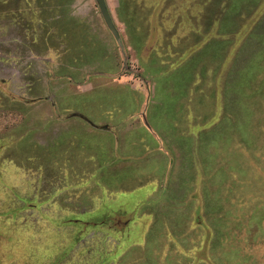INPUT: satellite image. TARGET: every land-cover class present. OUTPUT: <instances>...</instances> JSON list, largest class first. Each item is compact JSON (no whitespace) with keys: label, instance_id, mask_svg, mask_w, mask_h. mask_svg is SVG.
I'll return each instance as SVG.
<instances>
[{"label":"rangeland","instance_id":"obj_1","mask_svg":"<svg viewBox=\"0 0 264 264\" xmlns=\"http://www.w3.org/2000/svg\"><path fill=\"white\" fill-rule=\"evenodd\" d=\"M13 1L11 14L0 18L1 46V28L10 23L8 36L64 38L67 15L113 37L95 0ZM106 1L126 50L124 72L142 80L147 61L157 63L158 76L165 63L167 70L189 61L201 68L203 80L200 71L195 77L205 99L198 116L187 117L190 132L204 137L196 176L180 167L161 200L149 197L157 184L148 181L103 189L84 214L57 207L45 213L36 193L45 198L54 191L37 181L35 166L43 162L50 179L52 154L37 151L34 135L22 146L14 141L12 149H0V264H264V0ZM6 113L0 107V136L15 123ZM10 158L23 165L15 168Z\"/></svg>","mask_w":264,"mask_h":264},{"label":"crops","instance_id":"obj_2","mask_svg":"<svg viewBox=\"0 0 264 264\" xmlns=\"http://www.w3.org/2000/svg\"><path fill=\"white\" fill-rule=\"evenodd\" d=\"M0 2V18L7 19L17 4ZM8 26L1 28L0 107L15 123L4 127L0 140L8 136L9 143L0 149H12L14 141L22 146L34 135L36 150L52 154L50 179L44 178L43 162L35 166L41 167L37 181L46 191L51 187L54 191L45 198L36 193L41 211L55 212L57 207V213L84 214L99 202L103 189L130 190L148 181L157 184V192L154 189L149 197L161 200L180 167L196 176L204 137L203 132H190L187 117L192 112L197 117V107L205 99L198 95L204 84L195 77L201 72L197 62H184L173 70L165 63L163 76H158L157 63L141 60L149 72L141 80L134 72L123 71L125 47L114 37H102L86 20L67 15L60 30L64 38L30 41L27 31L23 37L8 36ZM32 68L43 72L29 75ZM207 97L214 105V93L209 91ZM35 104L42 109L29 112ZM194 121L198 123L197 118ZM9 161L15 168L23 165ZM41 186L37 184V192ZM29 207L30 212L38 210Z\"/></svg>","mask_w":264,"mask_h":264},{"label":"water","instance_id":"obj_3","mask_svg":"<svg viewBox=\"0 0 264 264\" xmlns=\"http://www.w3.org/2000/svg\"><path fill=\"white\" fill-rule=\"evenodd\" d=\"M95 2H96V5L99 9V12L102 16V19L105 25L107 26V28L109 29L113 37L116 39L117 43L122 47L121 35L112 18L107 1L106 0H95Z\"/></svg>","mask_w":264,"mask_h":264}]
</instances>
